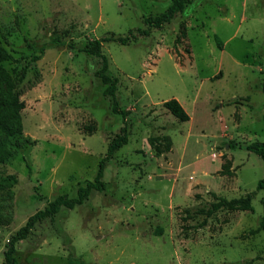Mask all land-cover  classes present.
<instances>
[{"label":"rangeland","instance_id":"rangeland-1","mask_svg":"<svg viewBox=\"0 0 264 264\" xmlns=\"http://www.w3.org/2000/svg\"><path fill=\"white\" fill-rule=\"evenodd\" d=\"M171 2L0 0V44L14 56L4 65L26 71L17 88L23 134L0 166L17 178L0 224V264L29 216L94 179L125 124L128 143L105 164V190L39 221L16 245L19 264H264V231L251 233L264 214V160L247 149L264 141V0H194L148 36L104 42L125 117L103 94L100 57L51 42L126 35ZM171 98L188 121L164 107ZM150 137L169 149L157 153ZM226 162L232 175L221 172ZM250 192L252 211L194 213L212 193Z\"/></svg>","mask_w":264,"mask_h":264},{"label":"trees","instance_id":"trees-1","mask_svg":"<svg viewBox=\"0 0 264 264\" xmlns=\"http://www.w3.org/2000/svg\"><path fill=\"white\" fill-rule=\"evenodd\" d=\"M194 0H172L171 4L165 11L155 16H148L144 19L145 28H138L135 31L130 30L126 35L107 34L100 38L85 41L81 45L74 42H66L59 37L52 38L51 42L55 45H66L68 48L75 51H82L90 55L100 57L101 66L96 71V75L104 84L103 94L111 97L112 111L114 113L122 114L125 117L127 110L121 109L116 99L118 79L109 73V59L103 52L102 45L104 42H117L120 44H129L137 41L139 36H148L152 28H161L165 24L171 22L178 14L182 13L184 9L190 5ZM184 31H182L183 33ZM218 44L221 41L216 36ZM39 55H34L33 60H38L44 53V47L39 48ZM13 54L3 45L0 44V166L6 163L14 154V146L11 144V139L18 138L23 134V121L21 111L25 108V101L20 98L18 92V85L22 83L26 77L25 69L17 73L11 72L5 65V62L12 61ZM260 89L264 92V70L263 81ZM164 107L173 114L179 121H188L189 114L176 98H171L163 103ZM264 122V111H263ZM29 140V139H28ZM33 142V141H32ZM128 143V134L126 124L121 129V133L112 138L109 142L105 156L99 161L97 173L93 180H86L79 186L76 196H68L67 194H60L51 200L44 208L36 210L28 217L26 222L11 236L7 249L5 251L6 264H19L16 253V245L20 240L26 239L36 226V224L49 217H53L63 208H74L81 205L90 196L94 190H105L106 184L103 181L104 169L106 162L113 157L115 152ZM150 143L155 148L157 153H162L169 149L170 141L166 140V145L161 146L162 143L150 137ZM247 149L255 152L264 160V141H254L247 145ZM221 172L223 174L232 175L233 170L229 162L223 164ZM17 183V178L9 175H0V224L8 222L6 214V202L11 200L14 195L13 186ZM258 190L264 191V178H261L257 184ZM216 198L211 202L208 208L202 207L194 211L195 214L204 215L205 219L211 217L215 212L220 210L228 211H248L253 210L252 198L254 192L246 193L240 197L226 198L212 193ZM264 206V197L262 199ZM205 222V221H204ZM205 225L202 223L201 226ZM264 231V214L261 217L259 225L251 230V233Z\"/></svg>","mask_w":264,"mask_h":264}]
</instances>
